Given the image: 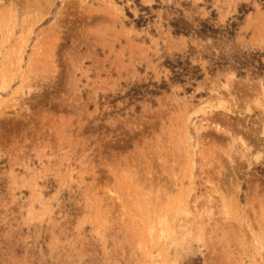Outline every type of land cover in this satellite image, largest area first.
I'll return each mask as SVG.
<instances>
[{
  "label": "rangeland",
  "instance_id": "374dc122",
  "mask_svg": "<svg viewBox=\"0 0 264 264\" xmlns=\"http://www.w3.org/2000/svg\"><path fill=\"white\" fill-rule=\"evenodd\" d=\"M241 52L264 0H0V264H264V76L211 62Z\"/></svg>",
  "mask_w": 264,
  "mask_h": 264
},
{
  "label": "trees",
  "instance_id": "16d2710c",
  "mask_svg": "<svg viewBox=\"0 0 264 264\" xmlns=\"http://www.w3.org/2000/svg\"><path fill=\"white\" fill-rule=\"evenodd\" d=\"M203 30L200 31H208L211 32L213 36L216 34V30L207 26L206 24H201ZM174 33H187L183 27L173 24ZM229 28L224 30V33L231 35V27L235 26V23H231L228 25ZM212 62V70L216 68H221L226 65L235 69L238 74L245 75L249 72L252 76H264V64L260 60V54L258 52H241L238 55H233L230 57H226L224 55H218L216 58L211 59ZM168 68L171 72V81L177 83H185L190 86L194 85V82L201 79L202 71L198 65H193L188 58H182L181 56H176L172 60H168L167 62ZM167 84L163 81L161 84L156 85L155 83H147V84H136L129 88L127 91V97L130 101L139 100L144 98L147 95H157L162 90H165Z\"/></svg>",
  "mask_w": 264,
  "mask_h": 264
},
{
  "label": "bare ground",
  "instance_id": "6f19581e",
  "mask_svg": "<svg viewBox=\"0 0 264 264\" xmlns=\"http://www.w3.org/2000/svg\"><path fill=\"white\" fill-rule=\"evenodd\" d=\"M205 104L207 105V110L212 109V108H211V105H212V107L214 108V105H213V104H210V102H208V101H206ZM204 107H205L204 105H201V106H199L197 109H196V107H195V109H196V111L201 110V111L204 112V111H206V109H205ZM216 107H219V106L217 105ZM208 108H209V109H208ZM209 112H210V111H209Z\"/></svg>",
  "mask_w": 264,
  "mask_h": 264
}]
</instances>
